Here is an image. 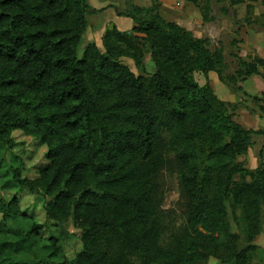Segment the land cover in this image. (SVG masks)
Listing matches in <instances>:
<instances>
[{"label": "trees", "instance_id": "trees-1", "mask_svg": "<svg viewBox=\"0 0 264 264\" xmlns=\"http://www.w3.org/2000/svg\"><path fill=\"white\" fill-rule=\"evenodd\" d=\"M185 1L213 20L208 5ZM101 12L88 0H0V142L12 146L22 131L46 147L49 165L39 177L14 169V179L44 198L48 221L73 220L82 245L68 261L58 240H47L48 258L30 263L25 256L43 226L14 239L0 230V264H248L254 248L240 250L228 204L241 209L251 241L264 218V163L249 170L240 158L264 129H245L234 119L239 105L196 81V72L209 78L218 70L221 53L210 38L166 20L160 5L132 4L119 15L133 21L132 33L113 26L103 50L92 43L79 57L88 17ZM146 54L154 74L143 65ZM235 57L227 82L239 91L238 82L261 75L264 59ZM258 114L264 118V104ZM163 172L179 176L186 215L169 244ZM0 214L22 217L17 201L0 202Z\"/></svg>", "mask_w": 264, "mask_h": 264}, {"label": "rangeland", "instance_id": "rangeland-1", "mask_svg": "<svg viewBox=\"0 0 264 264\" xmlns=\"http://www.w3.org/2000/svg\"><path fill=\"white\" fill-rule=\"evenodd\" d=\"M107 1L110 4L99 11L106 13L110 9L117 16L131 12L132 4L143 8L160 5L162 15L169 22L184 26L183 28L192 32L197 38H210L213 42V51L221 53L223 62L218 66L216 72L209 74V78L196 72L194 74L196 81L201 86L210 83L220 100L239 105L234 110V119L245 129L255 131L264 129V118L258 114L259 105L264 104V68H260L261 75L238 82L239 91L227 82L238 68V59L235 55L249 62L255 58L264 59L263 0H244L241 4H235L234 0H198L202 6L208 5L210 17L213 19L211 21L204 20L200 9L185 0ZM164 2L170 3L171 6ZM88 3L91 11L97 10L90 5V0ZM99 3L101 6L104 4L101 0ZM110 10L106 13L107 15L112 13ZM107 15L102 18L104 24L108 26L104 35L108 29L115 26L111 22L108 23ZM100 17L96 15L88 17L89 24L95 25L99 21L102 24ZM132 29L128 31L132 33ZM104 35L102 36V50ZM89 40L91 37L86 34L84 43L79 50V57H82L85 47L92 44ZM124 64L134 73L139 74L132 60L125 59ZM143 65L149 74H154L157 71L155 62L150 55L144 56ZM13 138L12 146L0 142V202L10 205L17 201L22 217L0 214V230L6 232V238L14 239L17 234L26 235L31 230L32 224L37 223L43 226V230L36 238L38 241H35L34 248L25 256V260L34 263L47 259L48 254L43 249L42 242L57 239L65 257L68 261H73L82 249L80 230L77 224L73 220L64 224L48 221L44 198L26 189H21L14 179V169H19L24 179L35 180L38 178L40 172L49 165V160L46 157L47 149L36 137L25 135L22 131H15ZM240 161L249 170L260 167L264 163V137H255L254 147L245 156H242ZM162 175L164 183L162 208L166 214L163 238L169 244L170 240L185 228L186 215L181 207L179 176L166 172H163ZM234 207L233 202L228 204L230 230L233 234L238 235L240 250L253 247L254 249L248 254V264H264V218L261 221L259 234L249 241L247 226L241 218V209ZM40 240H42L41 244ZM208 264H236V262L211 258Z\"/></svg>", "mask_w": 264, "mask_h": 264}, {"label": "crops", "instance_id": "crops-1", "mask_svg": "<svg viewBox=\"0 0 264 264\" xmlns=\"http://www.w3.org/2000/svg\"><path fill=\"white\" fill-rule=\"evenodd\" d=\"M103 1V5L101 6L100 3H99V0H90V5L92 7H94L95 9L97 10H100L106 6H108L110 3L107 1V0H101ZM107 1V2H106ZM166 2V1H165ZM166 5H170L171 4H167L165 3ZM110 10V9H109ZM106 11V13H108V11ZM112 13L110 15H107L105 13V11L97 14L96 16H101L100 17V20L102 21V24L101 22L99 21L98 24H95V25H90L89 24V28H88V37H91V40H89L90 43H96L98 45L99 48L102 49V36L104 35L106 29H107V25L104 24L105 22L102 20L103 16L107 15V19H108V23L111 22L112 24H114L120 31H128V30H131L134 26V23L131 19H128V18H123V17H119L117 16L116 13H113L112 10H110ZM90 23V22H89ZM182 25V24H181ZM184 27V26H183Z\"/></svg>", "mask_w": 264, "mask_h": 264}]
</instances>
